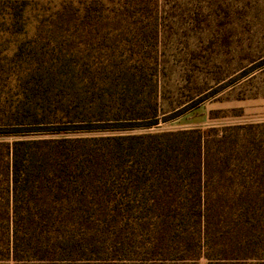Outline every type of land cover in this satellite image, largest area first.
<instances>
[{"label": "trees", "instance_id": "trees-1", "mask_svg": "<svg viewBox=\"0 0 264 264\" xmlns=\"http://www.w3.org/2000/svg\"><path fill=\"white\" fill-rule=\"evenodd\" d=\"M9 1L0 264H264V121L137 131L199 102L161 115L157 0H36L32 34Z\"/></svg>", "mask_w": 264, "mask_h": 264}, {"label": "rangeland", "instance_id": "rangeland-1", "mask_svg": "<svg viewBox=\"0 0 264 264\" xmlns=\"http://www.w3.org/2000/svg\"><path fill=\"white\" fill-rule=\"evenodd\" d=\"M56 1L61 0L41 2L49 7ZM9 2L0 0V23ZM16 3L25 7L19 24L25 23L32 34L36 0ZM157 4L161 115L199 102L151 129L137 131L263 122L264 0H157ZM5 22L10 23L6 17ZM0 42L1 55H11L12 37L7 34Z\"/></svg>", "mask_w": 264, "mask_h": 264}]
</instances>
